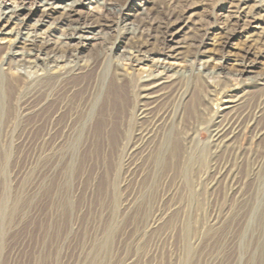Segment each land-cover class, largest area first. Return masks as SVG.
<instances>
[{"label":"rangeland","instance_id":"374dc122","mask_svg":"<svg viewBox=\"0 0 264 264\" xmlns=\"http://www.w3.org/2000/svg\"><path fill=\"white\" fill-rule=\"evenodd\" d=\"M240 1L0 0L32 11L18 25L0 19L11 33L2 45L26 34L64 42V64H78L53 89L0 107V264H264V0ZM27 67L8 72L32 77ZM152 75L150 116L169 113L186 137L185 173L183 156L156 165L158 138L130 150L149 125L135 110ZM60 95L75 97L82 122L48 125ZM255 114L252 132L213 151L216 124Z\"/></svg>","mask_w":264,"mask_h":264},{"label":"bare ground","instance_id":"6f19581e","mask_svg":"<svg viewBox=\"0 0 264 264\" xmlns=\"http://www.w3.org/2000/svg\"><path fill=\"white\" fill-rule=\"evenodd\" d=\"M177 1H179V0H177ZM235 1H236V4L234 5V7H236V9H240L241 6L244 5V3H241V1L239 2V0H235ZM73 6H71L67 10H64L61 13V16H64V18L67 21H71V20L73 21V17L77 14V12ZM0 8L3 9V11L2 10L0 11V19H2V21H5L7 23H11L14 20L15 21L14 25H18V24H16L17 21L22 23L26 17H28L32 14V11L23 5H19L17 7H6L3 4V2H1ZM240 21H241V19H240ZM236 22H238V21H236ZM95 24H96V26H98L100 28H102L106 25V24H100L99 22H96ZM88 29H90V28L87 26L82 27V28H80V27L70 28L71 33L69 35H66L65 39L74 40L77 33L89 32ZM8 34L10 35L11 33L4 32V31L0 32V36L8 35ZM170 36L173 37L174 34H172ZM82 38H83L82 36L78 37V39H82ZM3 40H5V38H3V39L0 38V107H4L5 103L8 102L9 98L13 95L14 92L20 93L24 89H30L31 93H33L35 96L37 93H40L42 91L46 92V91L53 89L55 87V85H57L58 82H60V81L62 82L63 80H65L69 74L78 71L77 70L78 64H76V62L70 61L66 65L64 64V58L66 57V55L70 51L69 50L70 45L65 44L64 42H59L57 45H52V43L50 44L48 42L37 41L30 34H26L23 37H17L16 39H14L13 42H11L9 44H5V45H2ZM69 43H71V42H69ZM17 44H19V45H17ZM14 47H16V49L18 48L19 51L13 53ZM176 49H177L176 47L168 48L165 56L167 58L168 57L174 58L175 56H177ZM39 56H43V58H39ZM38 63H40V64L38 65ZM70 63H72V64L70 65ZM26 65H28L27 68H30L31 70H33V76L32 77L27 75L26 73H18L17 76H10V74L8 72L9 70H11V69L24 70V68H26ZM4 67L7 68L6 69L7 71L4 70ZM166 70H168V69H166ZM116 76L118 77L120 75L116 74ZM117 80H119V78H117ZM160 80H161V77H159L157 75L146 76L140 80L141 87H140V91L138 94L139 101L137 104V108L135 110V115H136L138 121H144L145 120L144 122H146V123L148 122L149 125H147V127H145V128L137 129L136 138L134 137L136 139V142L134 141L135 144L130 147V150L134 151L140 147V144L143 145V143L147 142V141L152 143L155 141V139L158 138L159 141L155 144L154 151H153V158H154L156 165H158L160 167V165H164V163L166 164L167 161L169 162L170 160L175 159L178 156H183L182 158H184V161L182 162V169L181 170L183 173H185V172H187V169L191 165L192 161H194L193 160L194 153L192 154L190 149L187 148L186 145L184 144V142L186 141L185 140L186 137H184V138L181 137L180 132L178 131V129L176 130V128H175L176 126L172 123L173 121L169 122V123H167L165 121L164 117L166 116L168 118L167 114H169V113L164 112V114L161 113L158 116H150L151 114H153L151 112V110H152L151 106L153 105V103L157 102L158 99H160L159 97L151 96L155 92V91L154 92H152V91L159 86ZM163 85H165V84H163ZM72 86L75 87L74 85H72ZM83 87H84V85H83ZM74 98L75 97H73V99L72 98L69 99V101L67 102V101H65V97L61 96L56 100V104L58 107L57 111L60 110L61 115L59 116V118L55 119V121L50 116L48 118V125L49 126H53V125L59 126L60 124L63 123V129H67L68 123L73 122L75 124V123H79L80 121L82 122L85 119L86 115H84L83 110H81L79 107H77L76 104L74 105V103H73ZM195 101H194V103H195ZM228 102H230L228 104L232 103V101H228ZM49 103H51V102H49ZM237 104L239 106V103H237ZM162 106H163V104H162ZM234 108L235 107L233 105H230V106H226L224 109H226L227 112H231L234 110ZM192 110H194L193 112H196V108L195 109L193 108ZM192 110H191V112H192ZM256 114L254 116L248 115L245 117H235V118H233V116H232L231 119L229 117H227L228 119H225V120L223 119L224 121L221 119L222 121H220V123H218L219 125L216 124V126H214V129L210 133L211 135L209 134L211 137L212 143H213V145L211 147V148H213V151L217 152L219 149L221 151L223 148L228 149L230 147L229 143H231V141H233V139L236 137V135L240 136L241 132L245 133V132L250 131L253 127L255 128L254 124H255V120H256ZM161 115H162V117H161ZM142 124H141V126H142ZM60 129H61V127H60ZM159 130H161V134L158 133ZM250 132H252V131H250ZM64 137H65V135H64ZM242 137H244V136H242ZM261 140H262V138H261ZM141 149L142 148H140V150ZM130 154L131 153H129V155ZM139 155H140V153H139ZM128 158L130 159L131 157H128ZM131 164H132V162H131Z\"/></svg>","mask_w":264,"mask_h":264}]
</instances>
